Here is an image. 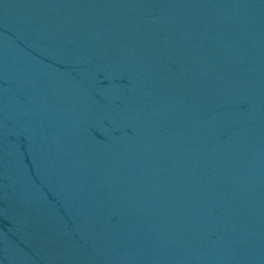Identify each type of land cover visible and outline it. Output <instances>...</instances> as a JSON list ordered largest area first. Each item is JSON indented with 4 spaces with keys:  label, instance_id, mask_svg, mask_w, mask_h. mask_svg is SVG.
Listing matches in <instances>:
<instances>
[{
    "label": "water",
    "instance_id": "95a60500",
    "mask_svg": "<svg viewBox=\"0 0 264 264\" xmlns=\"http://www.w3.org/2000/svg\"><path fill=\"white\" fill-rule=\"evenodd\" d=\"M0 264H264V0H0Z\"/></svg>",
    "mask_w": 264,
    "mask_h": 264
}]
</instances>
